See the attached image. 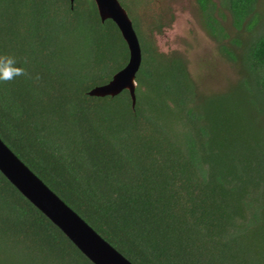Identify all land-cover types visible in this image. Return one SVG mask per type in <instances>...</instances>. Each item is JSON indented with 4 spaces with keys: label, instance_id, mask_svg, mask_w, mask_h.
<instances>
[{
    "label": "trees",
    "instance_id": "trees-1",
    "mask_svg": "<svg viewBox=\"0 0 264 264\" xmlns=\"http://www.w3.org/2000/svg\"><path fill=\"white\" fill-rule=\"evenodd\" d=\"M147 1L119 0L142 53L133 106L126 89L88 94L129 54L94 0H0V55L31 75L0 83V138L134 264H264L258 0H195L214 39L228 37L220 8L249 34L230 39L239 53L220 44L245 70L234 88L253 107L246 117L217 114L222 96L200 92L183 57L158 51L151 33L164 23L153 19L149 33L139 23ZM0 264L93 263L0 172Z\"/></svg>",
    "mask_w": 264,
    "mask_h": 264
},
{
    "label": "rangeland",
    "instance_id": "rangeland-1",
    "mask_svg": "<svg viewBox=\"0 0 264 264\" xmlns=\"http://www.w3.org/2000/svg\"><path fill=\"white\" fill-rule=\"evenodd\" d=\"M217 2L218 0H212ZM133 5V3L128 2ZM150 5H140L138 12L141 29L149 33L148 26L156 19L165 26L160 31H152L154 45L159 52L178 54L186 61L191 81L200 92L214 93L216 97L222 96L224 103L218 107L217 114L234 115L249 113L254 116V110L248 108V99L243 96V89L235 84L244 75L245 70L240 60L228 59L220 50V44L226 43L239 53L240 47H235L230 39L239 37L244 39L249 35L243 30H236L231 25L230 14L225 8H220L218 18L224 26L228 37L225 40L214 39L202 24V15L195 0H154ZM142 7H144L142 9ZM257 12L264 18V0H258ZM264 20V19H263ZM264 27V23L257 28ZM216 93V94H215ZM247 107L243 109L238 108ZM216 115V107L213 108ZM258 120H264V113H259Z\"/></svg>",
    "mask_w": 264,
    "mask_h": 264
},
{
    "label": "water",
    "instance_id": "water-1",
    "mask_svg": "<svg viewBox=\"0 0 264 264\" xmlns=\"http://www.w3.org/2000/svg\"><path fill=\"white\" fill-rule=\"evenodd\" d=\"M72 3L73 0H70ZM102 21L111 19L128 48L126 65L105 84L88 94L114 96L126 89L134 106L136 73L141 64V47L132 20L119 0H94ZM0 172L93 264H134L94 230L76 211L46 185L0 138Z\"/></svg>",
    "mask_w": 264,
    "mask_h": 264
},
{
    "label": "clouds",
    "instance_id": "clouds-1",
    "mask_svg": "<svg viewBox=\"0 0 264 264\" xmlns=\"http://www.w3.org/2000/svg\"><path fill=\"white\" fill-rule=\"evenodd\" d=\"M23 63H27L25 58ZM20 62L13 55H0V83H11L18 77L31 78L30 73L24 68L19 66Z\"/></svg>",
    "mask_w": 264,
    "mask_h": 264
}]
</instances>
